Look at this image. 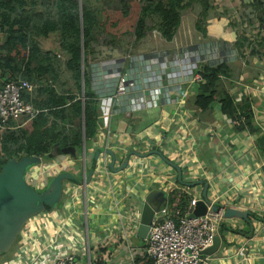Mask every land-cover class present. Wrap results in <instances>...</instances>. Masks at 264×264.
Segmentation results:
<instances>
[{
	"label": "crops",
	"instance_id": "crops-1",
	"mask_svg": "<svg viewBox=\"0 0 264 264\" xmlns=\"http://www.w3.org/2000/svg\"><path fill=\"white\" fill-rule=\"evenodd\" d=\"M87 1L95 8L107 4V0ZM163 1L167 2L168 0ZM180 5L182 6V9H180V25L173 40L170 42L166 41L162 36L159 28L161 23L159 15L150 13L146 19V36L141 41H138L137 44L135 43L134 48H130L127 51L122 48V52H119L117 49H111L105 44H98L94 47V50L97 47H107L109 50H112V52L114 51V54L111 53L101 59L91 58L87 63L90 68L91 90H93L91 92L93 93V98L101 108V126L108 120V113L113 107V102L109 97L100 96L101 93L98 95V92L96 93L95 89L92 87V81L98 78L101 72L106 69L107 64L103 66L105 61L123 58L128 52L135 55L145 54L148 56L158 53L161 54L162 60L167 59V61H169L170 69L167 71L169 72L168 74L172 75L174 72L179 73V70L176 68V63L171 65L172 55L175 54V51L181 54L185 51V54H182L183 57L189 51H196L201 57L209 55L208 57L212 58L219 54H224L227 51L229 52L231 48L239 51L236 46V41L241 35L247 38L246 45L250 43L255 44L259 41L260 37L264 36V23L259 21V17L264 14V0H181ZM204 9H206V15L201 24L203 30H200L197 27V21L205 12ZM0 37L2 38L3 34H0ZM124 38L120 40L121 46L125 40ZM36 41L38 42L40 50L43 52H52L56 54L63 63L65 62L64 56H61L60 53V51L62 52L63 50L58 32L50 34L48 37H39ZM153 42L158 43L157 46L159 48L147 51ZM261 51L259 55H248L247 59L239 58L237 60V62L241 61L243 66L252 67V69L257 72L255 79L246 82L245 92L250 95L254 101L253 114L255 117V125L260 128V133L236 132L231 119L223 115L221 106L218 103H216L209 112L213 115L212 124L203 126L202 120L200 119L201 116L199 117V114L195 113L194 110L188 109L186 103L174 104L173 100L186 91H189L191 94H188L184 98L185 100L191 97L192 94H195L196 85L194 83H185L182 84L180 88L175 87L172 88V90L169 89L168 93L171 96L170 103L165 102L158 108H144L139 111L129 112L127 108H118V106L115 105L113 109L117 112L115 111L114 116L117 114H124L134 119L135 123H137L136 121L138 120L140 125L136 128L134 124L118 121L114 127L112 125L113 116L110 125L111 134L107 137V135H101L98 131L99 134L95 137L94 141H92L95 148H90V153H93V151H95V153L98 151L103 152L107 150L105 149L106 145L114 146L115 149L112 151L118 155L115 167H119L128 154H131L129 161L132 160L134 163V161L142 162L141 159L136 156L144 157L145 153L149 155L151 151L159 150L163 152V154L173 153L176 157V161L173 162L181 167L182 175L183 173L187 174V178L184 179L183 177V180L188 183L200 182L194 185V191H191L190 187L192 186L184 185L182 188L176 183L179 189H183L188 195L197 196L199 200L202 199L205 183H208L209 200L217 198L215 203L219 206L235 207L259 215L257 211L264 212V141L262 145L259 143V138L264 135V47ZM246 52L248 54L249 51ZM248 61H250L251 64H249ZM85 69L86 66L82 64V83H85ZM96 69L99 70L96 71ZM63 71L64 67H62V72ZM5 78H9V75L4 77L0 72V80H6ZM65 78L67 83H70V85L74 87L71 75L68 76L65 73ZM243 78L244 77H242V79ZM240 82H242V80ZM41 83L42 85H37V88L40 86L45 87L47 83L51 84L52 81L49 77H44ZM53 85L56 86L57 84ZM94 93L100 98L97 97L98 99H96ZM84 94L85 90L82 89L81 95L83 96ZM81 95L79 97L82 99ZM239 95H241V93ZM44 98L45 96L37 95L35 99L41 100ZM83 102L85 103V101ZM141 117L143 118L142 120L140 119ZM144 119H146L147 122L143 123ZM104 128L101 127L100 132H102L101 130ZM103 131L106 132L107 130ZM157 134L159 141L155 142L154 137ZM134 138L143 140L145 143H147L149 139H153L152 142L154 144L149 141L147 144L143 145V148H140L137 144L138 142H136ZM184 144L186 145L184 146ZM155 148H157V150H154ZM190 151L193 152L191 153V160L188 161L187 156ZM139 154H143L144 156H140ZM65 157L69 160L71 159L73 163L76 161V158L59 156L60 159H64ZM154 164L157 167L152 164L147 165L145 168L143 167V174L136 173L132 170V166L130 170H127L126 167L123 171L118 173V175L111 173L110 177L103 181L99 194H97L95 189L89 186L88 190H90V194H97L93 202L94 206L91 205L92 202L90 203L92 198L89 197L90 200L88 199L89 209L93 207L94 212L98 211L99 214L94 216L92 212L90 213V216L94 219L93 224H91L94 233L98 234L108 231L106 235H112L111 229L114 221V213L111 208V199L105 194L106 191L112 189L119 190V195L121 197L119 198V206L124 213H127V208L130 205L129 201L125 199L127 195L128 197H133L134 201L136 199V202L139 197V200L143 201L146 191L158 188L165 192V190L162 189L163 182L167 187V185L170 186V183H174V181L178 179V173L171 165H165L157 161ZM89 166H87V168ZM82 171L83 163L78 173H82ZM81 173H79V175H81ZM162 173H164V176ZM94 175L95 171L93 179L96 180ZM109 180H113V184L118 182L119 185H113L115 188L110 187ZM148 183H151V185ZM139 186H141V188H139ZM79 190L80 189L76 190V193ZM165 195L167 196L166 192ZM67 197L68 196H66V198ZM66 198L63 200L61 199L59 205L55 209L56 212L54 211L53 214L56 213L60 215V217H69L70 209L67 211V206L64 203ZM76 208H78V206ZM51 213L35 217L31 223L26 225L27 228L33 229V224H36L37 228L40 227L39 225H43L47 231L44 228L40 229V231L47 234V236L48 232L51 234L59 232L60 229L54 228L55 224L52 220ZM255 222L256 221L253 222V228L256 226ZM257 222L260 224V221ZM223 223L228 224L232 229L246 230L243 219L236 217L226 218ZM63 230V235H65L67 233L65 227H63ZM113 230L114 229H112V232ZM254 232L257 231L253 229V235L246 236L240 232L229 230L225 231L222 237L219 229L218 236L220 242L212 253H209L213 263L264 264V236L262 235L263 238L258 239ZM257 235L259 234L257 233ZM101 238L102 237L99 236V239ZM18 243L16 251L22 244L21 237ZM241 247H244L246 250L244 256L238 254V249ZM116 251L118 250H114L112 254H114V252L116 253ZM5 262L6 261L0 262V264H4Z\"/></svg>",
	"mask_w": 264,
	"mask_h": 264
},
{
	"label": "trees",
	"instance_id": "trees-1",
	"mask_svg": "<svg viewBox=\"0 0 264 264\" xmlns=\"http://www.w3.org/2000/svg\"><path fill=\"white\" fill-rule=\"evenodd\" d=\"M180 1L144 0L143 3V0H107V4L95 8L87 0H81V4L79 0H0V34H3L0 37L1 74L4 77L9 75V78H5L7 81L21 78L36 85H42L44 77H49L52 81L45 87H38L32 97H23L41 110L37 117L19 128L0 134V172L7 163L24 157H40V164L44 161V164H50L59 156L79 159L84 143L88 150V145L98 135V128L102 123L101 108L93 98V93L86 91L83 122V101L79 97L82 64L87 65L98 44H105L122 52V38L132 34L136 41L144 38L147 31L146 19L150 13L159 15L162 36L166 41H172L181 21ZM204 11L197 21L200 30H203L201 24L206 9ZM259 18L264 23V14ZM57 32L61 38L64 63L56 54L40 50L36 41L39 37H48ZM246 42L244 35L239 36L236 41L238 58L235 61L239 58L247 59L248 55L261 54L264 36L255 44L246 45ZM246 51H249L248 54ZM199 68L203 78L195 83V94L186 99L187 108L201 115L209 113L218 103L223 115L231 120H240V124L234 126L236 132L260 133V128L255 125L254 101L245 92L246 82L255 79L257 72L252 67L243 66L241 61L216 65L204 62ZM65 73L71 75L74 87L67 83ZM6 80H0V85ZM75 89L78 94L73 91ZM37 95L45 98L37 100ZM263 141L264 135L259 138V143L262 145ZM36 165L39 164L33 166ZM55 176L41 190L46 189ZM74 177L82 180L81 176ZM177 184L184 187L178 179ZM191 200L192 196L183 189H174L167 193L165 204L161 207H166L168 216L178 220L188 209ZM248 213L246 222L251 225L250 233L244 229H232L223 223L220 226L222 237L229 230L246 236L253 235V222H264V217L260 219L255 213ZM145 249L146 245L143 250ZM150 262L151 258L145 251L135 257V264Z\"/></svg>",
	"mask_w": 264,
	"mask_h": 264
},
{
	"label": "built area",
	"instance_id": "built-area-1",
	"mask_svg": "<svg viewBox=\"0 0 264 264\" xmlns=\"http://www.w3.org/2000/svg\"><path fill=\"white\" fill-rule=\"evenodd\" d=\"M182 54H185V51ZM182 54L175 51V54L172 55L171 65L176 63V68L179 70V73L174 72L172 75L168 74L169 72L167 71L170 69L169 61L167 59L162 60L161 54L158 53L148 56L145 54L135 55L128 52L123 58L105 61L103 66L107 64L106 69L101 72L98 78L92 81V87L96 93L98 92V95L101 93L100 96L111 98L113 107L108 113L106 123L102 126L100 125L102 128H106L103 130L107 131L101 130L102 132H100L101 127L99 126V133L101 135L105 134L107 137L111 134L110 125L111 118L116 111L113 109L115 105L118 108H127L129 112L139 111L144 108H158L163 103L171 101V96L168 93L169 89L180 88L182 84L187 82L195 84L202 80V70L199 68L201 63L207 62L210 65H216L222 62L235 61L238 58V51L234 48H231L226 54H219L216 57L210 58L207 55L206 57L209 61L203 60L205 56L201 57L196 51H189L184 57ZM98 70L96 69V71ZM36 89L37 85L35 83L21 78L6 80L0 85V134L19 128L37 117L41 110L37 109L32 102H27L23 98L24 95L32 97ZM188 94L190 95L191 93L186 91L184 94L179 95L173 100L174 104L184 102V98ZM97 97L96 95V99L100 98ZM82 100L85 101L84 95ZM231 121L233 126L240 124V120ZM105 149L113 150L115 147L106 145ZM115 155L117 162L118 155L117 153ZM86 158V151H82L79 160L83 163V171L82 173L79 172L81 175H78L82 178L85 177V171L88 169ZM110 160L111 157L106 150L100 152L95 165V174L97 173L98 175L96 180L93 179L94 181L92 180L86 186L77 185L73 182H69L66 186L64 185V195L68 196L64 203L67 206L66 210L70 209L69 217H60L56 213L53 214L54 210L51 211L52 213L45 212L34 216L26 224L31 223L35 217L51 213L55 224L54 228L60 229L59 232L55 231L56 233L54 234L48 232L47 236V234L40 231L42 228L45 229L43 225H39L40 227L38 226L39 228H37L36 224H33V229H28L25 225L18 237H21L22 244L14 254L15 259L12 263L5 262L4 264H75L80 258L75 249L74 244L77 238H73V232L76 230L77 233L83 234L84 229L86 231L87 248L85 250L82 249V254L88 255V264H98L104 261L97 258L93 262L91 256L90 240L92 239L90 238L89 229L94 219L90 216V213L92 212L94 216L99 214L98 211L94 212L93 207L89 209L88 199L89 197L92 198L90 203L92 202L91 205L94 206L93 202L96 195L101 191L100 188L103 181L110 177L111 172L108 168ZM134 165L139 166L141 169L143 168V164L139 161H134ZM69 166H73V162L66 157L64 159L58 158L50 164L33 166L27 172V181L30 185L40 190L51 177L63 172V170L70 169ZM131 166V163H129L126 169L130 170ZM112 182L113 180H109L110 187L115 188L113 185H119L118 182L114 184ZM176 183L177 180L166 187L163 182L162 189L166 193L179 189ZM89 186L95 189L97 194L92 193L91 195L90 190H88ZM78 189L80 190L76 193ZM105 194L111 199V208L114 213L113 220L116 221L112 223L113 232L116 231L119 234V232L124 231L126 234V230L131 228L136 236L140 224L143 201L139 200L140 197L136 202L133 197L124 196L130 203L127 213H124L119 206V198H121L119 190L112 189L106 191ZM197 201V196H192L188 209L178 220L168 216L166 207H161L159 211L155 212L145 239L146 249L134 254L131 245H129V255L127 256L129 264H135V257L143 254V251L151 258V262L148 264H214L209 254H206V251L214 246L220 226L226 219L224 215L226 206H220L218 211H214L212 204L217 201L216 198L210 200L212 204L206 203L205 214L190 216ZM77 206L78 208H76ZM115 224L117 226L119 224L121 227L117 228L116 226L113 228ZM63 227H65L67 232L65 235H63ZM113 232L111 231V233ZM108 238L105 237L96 241L98 248H102L103 240H108ZM114 241L119 242L116 236ZM126 241L128 242L127 237ZM245 252L244 247L238 249L240 256H244Z\"/></svg>",
	"mask_w": 264,
	"mask_h": 264
},
{
	"label": "water",
	"instance_id": "water-1",
	"mask_svg": "<svg viewBox=\"0 0 264 264\" xmlns=\"http://www.w3.org/2000/svg\"><path fill=\"white\" fill-rule=\"evenodd\" d=\"M79 2L81 4V0H79ZM84 104L85 103L83 102V122L85 120ZM83 129H85V126H83ZM83 151H86L85 143L83 145ZM106 151L111 157L108 168L111 173L118 175V173L127 167L131 154L126 156L124 162L119 167H115L116 155L114 151L108 149ZM100 152L98 151L95 153L91 166L89 170L85 171V177H83L81 181L69 172H61L51 180L47 188L44 190H37L27 181L28 170L33 165L41 163L40 157H24L19 161H11L3 167L0 172V256L5 255L8 251H10L21 234L23 227L32 217L55 210L64 195L65 180H69L82 186H86L92 181L96 161ZM153 153L163 157L167 164L176 169L178 173L177 178L180 183L187 186H194L200 183L184 182L182 169L177 163L165 158L163 153L160 151H151L149 154ZM139 155L144 156L143 154ZM208 189L209 185L208 183H205L202 199H199L196 202V206L190 216L205 214L206 203H211L208 196ZM144 196L142 210L140 213V224L136 232V237L145 241L149 224L154 216V213L159 211L161 205L165 204L166 195L164 191H161L158 188H153L150 191H146ZM219 207L220 206L216 203L212 204L214 211H218ZM224 215L226 218L236 217L247 220L249 213L229 206L225 208ZM150 216L152 218L150 219L149 224H147L146 220H148V217ZM219 242L220 238L217 236L212 248H215Z\"/></svg>",
	"mask_w": 264,
	"mask_h": 264
},
{
	"label": "rangeland",
	"instance_id": "rangeland-1",
	"mask_svg": "<svg viewBox=\"0 0 264 264\" xmlns=\"http://www.w3.org/2000/svg\"><path fill=\"white\" fill-rule=\"evenodd\" d=\"M143 3H144V0H143ZM124 39H123L124 41H123V44H122L121 47L124 50H126V51L128 49H130V48H134L135 43L137 44V42H138V41H136L134 35L133 36L130 35V37H125ZM141 40H139V41H141ZM143 41H145V40H143ZM157 45H158V43L153 42L152 45L147 49V51L153 50V49H156V48H159ZM113 52H112V50H109L107 47H97L94 50V53H93V57L92 58H94V59H101L102 57H106V56H108L111 53L114 54ZM60 53H61V56H62L63 53L61 51H60ZM226 53L227 52H225V54ZM203 60L209 61V59L207 57H205ZM85 72H86V80H85V83H82L81 82V92H82V89H83V90H85L88 93H92L91 91H93V90H91L89 64L86 65ZM187 83H189V82H187ZM74 91H75V93H77L76 89ZM81 92H80V95H81ZM185 102H186V100L184 101L183 104H185ZM199 116H201L200 119L202 120L203 126L204 125L206 126L207 124H212L211 122L213 121V119H212V116L213 115H211V113L204 112V113H202ZM140 119L142 120L143 118L141 117ZM118 121L128 122V124H134V126L136 128H138V126L140 125V123H138V120L136 121L137 123H135L134 122V119H131V117L126 116L124 114H117V115H115L112 118V125L115 127V125H116V123ZM144 122H147V120L144 119L143 123ZM194 126H196V125H194ZM134 139H135L136 142H138L137 144H138V146L140 148H143V145L144 144H147L149 141L150 142L153 141V139H149V141L147 143H145L143 140H140V139H137V138H134ZM154 140H155V142L159 141L158 134L154 137ZM185 145L186 144H184V146ZM90 148L91 149H94L95 148V145H94L93 142H90V145H88V147H87L88 150H86L87 166H89L91 164V162L93 160V157L95 155V151H93V153H90V151H89ZM163 151H164V149H163ZM192 152L193 151H190L189 152V155L187 156L188 161L191 160V157H192L191 153ZM81 154H82V151H80V153L78 155V158L81 157ZM163 155H164L165 158L169 159L172 162L173 161H176V157H175V155L173 153L172 154H170V153H164ZM136 157L141 159V161H142L141 163L143 164V167L144 168L147 165H149V164H152V165L155 166L154 163L156 161L159 162V163H163V164L167 165V162L164 161L163 157H161V156H159L158 154H155V153L149 154V155H145L144 157H138V156H136ZM132 159H133V156H132ZM130 162H133V161L131 160ZM44 163H45V161H44ZM131 165H132V170H134L136 173H142L143 174V169H141L139 166L134 165V163H131ZM81 167H82L81 160L76 159V161L73 163V166H71L70 169L63 170V172H71L72 174H74V176H78L79 175L78 171L81 169ZM89 167H88V169H89ZM155 167H157V166H155ZM129 172L132 173L131 171H129ZM162 174L164 176V173H162ZM188 175H190V174H188ZM94 176L97 177L98 176L97 173ZM117 177H119V176H117ZM183 177H184V179H186L187 178V174L183 173ZM126 180H128V179H126ZM68 183L69 182L65 180L64 185L66 186V184H68ZM148 184L151 185V183H148ZM194 187L195 186L190 187L191 188V191L192 190L193 191L195 190ZM139 188H141V186H139ZM64 198H66V195L63 196L62 200ZM221 204H223V203H221ZM257 214H259L257 216L260 217V219L264 217V212L263 211H257ZM148 218L149 219L146 220L147 221V224H149L150 219L152 217L150 216ZM244 225H245L246 231H248V233H250L251 232L250 230L252 229L251 228V225L248 224V222H246V220H244ZM255 225L256 226H254V230H256L257 232H254V234H255V236H257L258 239H262L263 236H264V222L263 221H260V224H258V222L256 221L255 222ZM116 226L117 225L115 224L113 226V228H115ZM119 227H121V226L118 224L117 228H119ZM92 229L93 228H92V226L90 224L89 232H90V237L92 239V240H90V243H91L90 244V248H91V252H92L91 256H92L93 262H95L94 259L100 258V259H103L104 260L103 262H105V264H117V263L129 264V261L127 259V256L129 255V249H130L129 248V245H131V247H132L131 249H132V251H134V254H137L139 251H142L143 248L146 245V241H144L142 239H139L138 240L136 238L135 232L133 233L132 230H131V228H129L128 230H126V234L124 233V231L123 232H119V234H117V232L115 231V232L112 233V235H109V236L106 235V234H108V231H104V232H100V233L96 234V233H94V231H92ZM257 233L259 235H257ZM85 235H86L85 229L83 230V234L82 233H79V232L77 233L76 230H74V232H73V238L74 239L77 238V241L74 244L75 245V249L77 250V252H78L77 255L80 258V260L77 261L75 264H88V255L87 254H82V249L85 250L87 248V242H86V236ZM99 236L102 237V238H105L106 236L109 237L108 240H106V239L103 240V242L101 244L103 246L102 248H98V245L96 244V241L99 240ZM115 236L118 238V241H119L118 243L116 241H114L115 240ZM126 237L128 238V242L126 241ZM18 241H19V238L14 243V245L12 246V248L10 249V251H8L6 253V255L0 256V262H4V261H6L8 263H12L13 262V260L15 259V256L13 254L15 253L16 248H17V246L19 244ZM117 246H119V248ZM214 249L215 248H209L206 251V254L212 253V251ZM114 250H118V251H116V253L114 252V254H112V252Z\"/></svg>",
	"mask_w": 264,
	"mask_h": 264
},
{
	"label": "flooded vegetation",
	"instance_id": "flooded-vegetation-1",
	"mask_svg": "<svg viewBox=\"0 0 264 264\" xmlns=\"http://www.w3.org/2000/svg\"><path fill=\"white\" fill-rule=\"evenodd\" d=\"M58 158H59V157H58ZM58 158H57V159H58ZM37 190H39V189H37ZM40 190H41V189H40Z\"/></svg>",
	"mask_w": 264,
	"mask_h": 264
}]
</instances>
